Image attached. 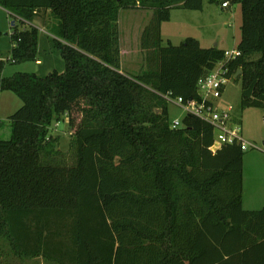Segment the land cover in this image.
<instances>
[{
    "label": "trees",
    "instance_id": "1",
    "mask_svg": "<svg viewBox=\"0 0 264 264\" xmlns=\"http://www.w3.org/2000/svg\"><path fill=\"white\" fill-rule=\"evenodd\" d=\"M213 1V0H210ZM241 6V109L264 108V0ZM12 25L10 62L36 61L39 28L52 16V47L64 69L2 75L22 105L0 138V264H264V207H242L243 154L212 152V127L185 114L172 128L168 91L198 99L197 81L224 56L193 37H161L176 7L202 0H0ZM152 10L140 45L145 68L121 70V9ZM257 55L256 58H253ZM224 90V89H223ZM223 92V91H222ZM67 118L73 161L53 148L50 128ZM237 120V118H235Z\"/></svg>",
    "mask_w": 264,
    "mask_h": 264
},
{
    "label": "rangeland",
    "instance_id": "2",
    "mask_svg": "<svg viewBox=\"0 0 264 264\" xmlns=\"http://www.w3.org/2000/svg\"><path fill=\"white\" fill-rule=\"evenodd\" d=\"M224 0H202L200 9L191 10L176 7L170 11V18L161 23V37L166 42L179 44L187 37L196 38L202 47L216 46L222 50L236 47L241 38V6L239 3H228L222 6ZM152 10L143 8L121 9L119 11L118 26L121 50V70L128 73H140L145 68L144 50L140 45L143 28L149 22ZM20 30L25 26L9 12L0 6V59L5 61L2 75L9 77L16 72H36L44 74L52 69L61 71L64 62L58 51L52 47V33L49 26L52 16L48 11H41L32 22L39 28L38 57L40 62L23 61L10 62V50L13 42L11 22ZM254 55L253 58H256ZM240 72L228 79L221 96L214 100L217 108L231 105L233 114L240 125L243 139L253 144L244 150L242 173V207L244 209L259 210L264 207V108L247 107L241 109V80L237 77ZM22 105L21 100L11 91L0 92V138L8 139L10 126L8 117ZM185 111L172 102H168V115L171 121L180 122ZM53 148L60 151L65 163L73 161V149L70 127L67 118L63 122H56L50 128ZM21 260V264H56V262L31 258Z\"/></svg>",
    "mask_w": 264,
    "mask_h": 264
},
{
    "label": "built area",
    "instance_id": "3",
    "mask_svg": "<svg viewBox=\"0 0 264 264\" xmlns=\"http://www.w3.org/2000/svg\"><path fill=\"white\" fill-rule=\"evenodd\" d=\"M226 4V2H223L222 6ZM239 55L240 50L237 47L225 50L223 58L216 62L207 74L198 79L197 93L199 100L189 99L184 101L181 96L172 95L171 91L164 94L166 100L182 108L186 114L194 115L212 127L213 142L209 147L212 152L217 151L226 144H237L243 151L248 146H253V144L243 139L232 106L228 105L226 108L219 109L214 102L215 99L221 96L225 83L231 78L227 75L228 62ZM170 126L172 128L179 127L181 122L175 119Z\"/></svg>",
    "mask_w": 264,
    "mask_h": 264
},
{
    "label": "crops",
    "instance_id": "4",
    "mask_svg": "<svg viewBox=\"0 0 264 264\" xmlns=\"http://www.w3.org/2000/svg\"><path fill=\"white\" fill-rule=\"evenodd\" d=\"M120 57H121V50H120ZM36 62H40V61L39 60H36ZM246 210H250V209H246ZM36 258H38V257H36ZM28 259L30 260L31 258H28ZM28 259H24V260H28ZM33 259H35V258H33ZM24 260L22 261V263L24 262Z\"/></svg>",
    "mask_w": 264,
    "mask_h": 264
},
{
    "label": "water",
    "instance_id": "5",
    "mask_svg": "<svg viewBox=\"0 0 264 264\" xmlns=\"http://www.w3.org/2000/svg\"><path fill=\"white\" fill-rule=\"evenodd\" d=\"M11 25H14V21L11 22ZM238 72H240V70H238Z\"/></svg>",
    "mask_w": 264,
    "mask_h": 264
}]
</instances>
